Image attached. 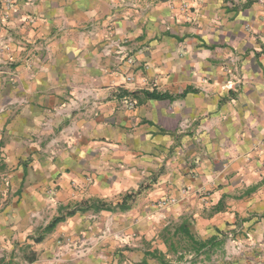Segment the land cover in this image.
I'll use <instances>...</instances> for the list:
<instances>
[{
	"label": "crops",
	"instance_id": "crops-1",
	"mask_svg": "<svg viewBox=\"0 0 264 264\" xmlns=\"http://www.w3.org/2000/svg\"><path fill=\"white\" fill-rule=\"evenodd\" d=\"M121 89L173 97L130 107ZM0 172V264H77L54 238L89 212L44 229L93 200L145 226L110 264H264V0H0ZM183 223L216 244L169 250Z\"/></svg>",
	"mask_w": 264,
	"mask_h": 264
},
{
	"label": "rangeland",
	"instance_id": "rangeland-1",
	"mask_svg": "<svg viewBox=\"0 0 264 264\" xmlns=\"http://www.w3.org/2000/svg\"><path fill=\"white\" fill-rule=\"evenodd\" d=\"M4 1L6 4L9 5L14 0H4ZM131 63H134V61L132 60ZM126 80H127V77H126ZM234 86H232L228 82L225 85V87H228V89H234L235 88ZM119 94L122 96L121 101L123 103H126L130 107H134L136 105L137 99L134 98L131 94H129V95L123 94L122 89L119 92ZM79 108H82L81 104H79ZM48 153L50 155L53 154V153L51 154L50 152H48ZM54 157H56L55 153H54ZM9 178L5 173L0 172V182H1V184L4 185V188L6 187L4 192H7V187L10 184ZM86 180H87V183H86V185H87L91 181V177L90 176L87 177ZM73 186H74L73 188H75V190L78 193L80 192L82 194L84 192L83 189L85 186L81 185L77 181H75V183H73ZM57 187H59V185L54 184V187H53L54 194L56 193L55 191L57 190ZM77 197L79 198L80 194H78ZM78 198H74L73 200H78ZM174 200L175 199H172V200L163 199V200H160L159 202H156V201L154 203L149 202V203H152L150 205V208H153L154 210H156V208H157L156 206H159V203H160V206H167L168 203L174 202ZM114 201H116V200L115 199L109 200V202H111V203H113ZM91 202H93V201H91ZM73 203L74 202L68 203L66 205V207L64 208L65 212H64L63 216H65L66 218L70 217L67 214L68 212H70V211H68V208L72 209L74 207H78L79 210H77V212L79 211V213H81V214L86 213V211L80 209V208H83V205L77 206L76 204H73ZM90 203H87V206H89ZM105 203L107 204V202H103L102 204H105ZM135 205H138V203H136ZM87 211L89 213L87 215H84L85 217L80 216V215L78 216V225L76 228L71 229L70 231H67V230L65 231L63 229V231H61V233L58 234L54 238L55 241L58 243V246H60V248H57V250H58V252H61L62 256L65 254H66V256H69V257L74 256L75 257L74 263H77V264H82L83 260L85 258H89V257H91V258L94 257L96 259L100 258V260H103L106 264H110L111 263L110 261L115 257V255H117V257L119 258V261L120 260L123 261L125 259V257H127V255H124L123 253H121V251H123L124 249L131 250V251L141 249V247H133V245L132 246L130 245V247H128L129 246L128 243H125L124 240L125 239H128L129 241L134 240V242H132L131 244H142L143 239H141V232L139 231L142 228V227H140V226H142V224H140V226H139L138 223H136L134 225L135 227L133 228L134 233L133 232L132 233L127 232L128 233L127 234L125 232V230L122 229L123 227L120 228L121 223H119V222L116 223V221H118V220H116V215L114 216L113 214H103V213L99 214L98 211H96L94 209H89ZM118 212H120V211L118 210ZM58 216H62V215L59 214ZM58 216L53 217L48 222V224L50 222H52ZM50 217H51L50 215H47L46 218H44V221L49 220ZM80 217H81V219H80ZM135 218L138 219V215H133V219H135ZM64 222L65 221L59 223L53 232L46 233V234H53L55 231H57V228H59V226ZM142 222H145V221H142ZM124 223H125V221H123V224ZM48 224H47V226H48ZM69 225H71V224L69 223ZM111 225H113V227H111ZM85 227H86V229H85ZM144 227L145 226H143V228ZM241 233L242 232H240V231L238 232L234 228L232 230H228V232L226 234L224 233L223 237L226 240H231V239L237 240L239 238L243 242L242 243V247H243L247 244H246V242L244 243V241L242 240L243 236H240ZM247 233H249V232H246V233L243 232V234L245 235V238L250 240L251 234L249 233L250 235L249 234L247 235ZM41 234H42V231H40L37 234V236L34 237L35 240L37 238H39ZM46 236H48V235H46ZM137 237H139V239H136ZM122 240H123V242H122ZM32 253L33 252L31 250H30V252H29V250H23V251L19 250L18 251V255H21L23 259H28ZM36 254H37V252H36ZM10 260H11V258L9 256V259H8L9 262H6L5 264H11L12 261H10ZM69 261H67L68 264H71V262L73 260L70 262ZM1 264H3V263H1ZM19 264H29V263L22 261ZM118 264H123V263L119 262Z\"/></svg>",
	"mask_w": 264,
	"mask_h": 264
},
{
	"label": "trees",
	"instance_id": "trees-1",
	"mask_svg": "<svg viewBox=\"0 0 264 264\" xmlns=\"http://www.w3.org/2000/svg\"><path fill=\"white\" fill-rule=\"evenodd\" d=\"M191 91L190 88H188L187 90H185L184 92H182L181 95L186 94L187 92ZM123 94L125 95H129L131 94L134 98H138L139 99V94H143L145 96V99H155V100H165V99H172V95L169 94L168 92H159L156 89L150 91V90H140V91H134V92H129V91H125L123 90ZM127 201H129V198L125 199L121 204H117L116 207L121 208V210H127L129 208V206H127ZM81 210L87 211L89 209H94L96 211H101V210H111L110 207L106 206L105 204H102L101 202H99V200H93V202L90 203V205L87 208H80ZM77 210H79L78 208L75 210H72L70 212H68V216H72L74 215ZM113 210V209H112ZM66 217L65 216H58L56 217L52 222H50L48 224V226H46V228L44 229L45 233H50L53 232L54 229L57 227V225L63 221H65ZM163 240L165 241V243H168L172 240L173 243V239L175 238H181L187 241L189 248L195 250L196 252H201L202 250H204L205 248L211 249L213 247V245L216 244L217 238L216 237H212L208 240H202V239H198L193 232L191 231V229L189 228L187 223H183L180 226H178L177 228H175L173 231L170 228H165L163 230ZM42 237L37 238V241H42ZM176 246L175 244H171V247L169 248V250H175ZM156 253L157 250H155L154 252H147L146 254L151 256V257H156ZM28 259H30V261H34L35 256H33L32 258L29 257ZM143 264H146L145 261H143Z\"/></svg>",
	"mask_w": 264,
	"mask_h": 264
},
{
	"label": "built area",
	"instance_id": "built-area-1",
	"mask_svg": "<svg viewBox=\"0 0 264 264\" xmlns=\"http://www.w3.org/2000/svg\"><path fill=\"white\" fill-rule=\"evenodd\" d=\"M131 61H132V60H131ZM127 81L132 82V81H133L132 76H128V77H127Z\"/></svg>",
	"mask_w": 264,
	"mask_h": 264
}]
</instances>
